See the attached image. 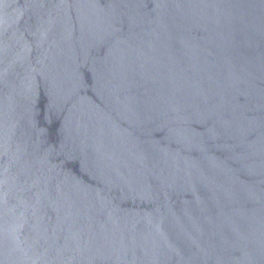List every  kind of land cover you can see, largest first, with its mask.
<instances>
[{"label":"water","instance_id":"obj_1","mask_svg":"<svg viewBox=\"0 0 264 264\" xmlns=\"http://www.w3.org/2000/svg\"><path fill=\"white\" fill-rule=\"evenodd\" d=\"M0 264H264V0H0Z\"/></svg>","mask_w":264,"mask_h":264}]
</instances>
